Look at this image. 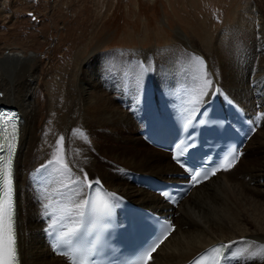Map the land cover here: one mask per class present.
<instances>
[{
    "label": "bare ground",
    "instance_id": "6f19581e",
    "mask_svg": "<svg viewBox=\"0 0 264 264\" xmlns=\"http://www.w3.org/2000/svg\"><path fill=\"white\" fill-rule=\"evenodd\" d=\"M221 1L187 0L186 5L195 6L189 14L191 19L196 14L199 17L194 26L189 25L188 33L177 30L165 47L103 51L96 45L76 46L75 55H65L68 62L60 70L61 76L46 81L48 93L42 96L46 100L43 108L38 63L33 65L36 56L22 52L0 56V68L8 74L7 77L0 70V105L15 108L22 117L15 169L21 264H67L63 257L52 254L43 241L41 212L29 184L31 173L52 158L60 136L64 137L73 177L83 179L86 173L89 181L99 180L113 193L139 205L168 208L156 195L127 181L130 173L160 179L182 174L168 154L147 145L129 109L137 111L148 82L161 83L157 92L163 97L190 80L198 95L204 72L213 84L205 89L203 101L218 88L223 98L250 113L258 107L263 111V121L231 170L196 187L175 208L166 211L176 228L153 253L150 264H184L218 242H241L230 251L253 250L264 244V0L231 7L229 18L231 8L219 10L214 17L217 25L210 21L207 6L233 3ZM197 57L203 59L205 68H200ZM77 129L86 134L87 140L73 135ZM50 169L53 170L50 166L44 168ZM56 175L59 187L69 185L71 199L67 205L83 202L87 186ZM234 264L258 262L241 260Z\"/></svg>",
    "mask_w": 264,
    "mask_h": 264
},
{
    "label": "rangeland",
    "instance_id": "374dc122",
    "mask_svg": "<svg viewBox=\"0 0 264 264\" xmlns=\"http://www.w3.org/2000/svg\"><path fill=\"white\" fill-rule=\"evenodd\" d=\"M186 1L0 0V56L9 52L36 56L33 65L38 63L39 98L43 108L46 100L42 96L48 93L46 81L52 76H61L60 70L68 62L65 55L76 53L73 48L83 44L89 48L100 46L103 51H132L154 45L165 47L163 45L173 41L177 30L188 33L191 30L189 25L194 26V20L199 17L196 14V18L191 19L189 14L195 6L186 5ZM232 2L224 7L216 2L208 5L210 21L218 25L214 17L220 14L219 10L225 12L239 3L244 5L252 1ZM232 11L233 8L227 13L228 18ZM219 16L223 18V13ZM2 72L8 75L4 70ZM67 73L65 69L66 76Z\"/></svg>",
    "mask_w": 264,
    "mask_h": 264
},
{
    "label": "snow or ice",
    "instance_id": "6c2138e0",
    "mask_svg": "<svg viewBox=\"0 0 264 264\" xmlns=\"http://www.w3.org/2000/svg\"><path fill=\"white\" fill-rule=\"evenodd\" d=\"M196 61L201 69L205 68L202 58L197 57ZM203 84L198 95L193 97V103H200L201 98L206 95L205 89L212 87V80L208 78L207 72H204L202 77ZM18 117L15 113L3 115L0 117V137L3 139V143H0V264H20L18 245H17V222L16 211L14 202V172H13V157L15 155L17 142L19 138V129L17 125ZM81 139L87 140L86 134L77 129L73 133ZM183 149L177 152L173 157L178 164L181 163V155ZM239 160V154L233 152L232 156L226 158L219 168L213 170L211 175H215L217 171L223 169L225 171L230 170ZM52 167L53 171L58 173L61 177H67L73 184H85L88 188L92 187V181L88 180L87 174H84V178L73 177L72 169L69 166V162L65 155L64 137L60 136L56 142L52 158L48 160L47 165L44 167ZM209 178L207 173L193 172L191 180L193 184H199L203 180ZM95 184L100 185V181L96 180ZM68 187L69 185H64ZM162 195L168 197L169 193H162ZM120 200L116 193L101 191L98 187L95 191V196L92 199H85L83 202L75 203L70 207L62 209L68 217L75 215L80 218L72 227H68L66 231L58 233L55 237L54 248L60 250V254L65 255L69 261V264H90L91 252L85 249L76 247L73 244V239L77 237L80 232V228L83 223V218L86 213L91 216H95L98 219H103L111 214L113 207L116 206L115 202ZM48 207V205H45ZM56 223H53L51 227L56 228ZM175 231L174 226H167L162 236L151 245L142 255L138 264H150L153 259V253L157 251L161 244ZM241 242L230 241L229 243H222L211 247L203 255L192 261V264H233V260L237 262L255 260L258 264H264V244L256 245L255 241H252V245H256L253 250H234L232 249L234 244Z\"/></svg>",
    "mask_w": 264,
    "mask_h": 264
}]
</instances>
